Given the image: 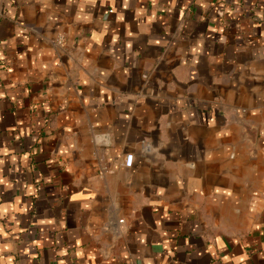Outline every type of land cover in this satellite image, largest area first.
Wrapping results in <instances>:
<instances>
[{
    "label": "crops",
    "instance_id": "obj_1",
    "mask_svg": "<svg viewBox=\"0 0 264 264\" xmlns=\"http://www.w3.org/2000/svg\"><path fill=\"white\" fill-rule=\"evenodd\" d=\"M0 264H264V0H0Z\"/></svg>",
    "mask_w": 264,
    "mask_h": 264
},
{
    "label": "built area",
    "instance_id": "obj_2",
    "mask_svg": "<svg viewBox=\"0 0 264 264\" xmlns=\"http://www.w3.org/2000/svg\"><path fill=\"white\" fill-rule=\"evenodd\" d=\"M131 163H132V158L129 156V157L126 158L125 164H126L127 166H130Z\"/></svg>",
    "mask_w": 264,
    "mask_h": 264
}]
</instances>
